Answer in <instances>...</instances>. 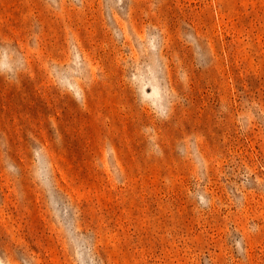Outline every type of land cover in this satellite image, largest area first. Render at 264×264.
<instances>
[{"label": "rangeland", "instance_id": "1", "mask_svg": "<svg viewBox=\"0 0 264 264\" xmlns=\"http://www.w3.org/2000/svg\"><path fill=\"white\" fill-rule=\"evenodd\" d=\"M0 264H264V0H0Z\"/></svg>", "mask_w": 264, "mask_h": 264}]
</instances>
